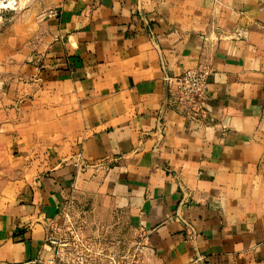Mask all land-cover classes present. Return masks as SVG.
I'll return each mask as SVG.
<instances>
[{
  "label": "crops",
  "instance_id": "crops-1",
  "mask_svg": "<svg viewBox=\"0 0 264 264\" xmlns=\"http://www.w3.org/2000/svg\"><path fill=\"white\" fill-rule=\"evenodd\" d=\"M2 38L34 91L1 126L54 151L0 215V264H48L83 199L156 264H264V0H33ZM198 66L192 117L169 81Z\"/></svg>",
  "mask_w": 264,
  "mask_h": 264
},
{
  "label": "rangeland",
  "instance_id": "rangeland-1",
  "mask_svg": "<svg viewBox=\"0 0 264 264\" xmlns=\"http://www.w3.org/2000/svg\"><path fill=\"white\" fill-rule=\"evenodd\" d=\"M7 2L11 5L0 8V111L16 105L19 108L34 91L31 77L24 78V71L16 69V54L7 49V41L2 38L6 30L15 26L22 12L30 9L33 0ZM1 122L0 116V215L8 210L24 174L31 171V159L54 151L28 147L29 139L24 140L29 137L28 133L11 127L7 130ZM103 209L99 204L97 207L95 201L85 199L72 205L71 212L68 210L70 222L56 224L68 240L59 261L62 264H156L153 253L143 242L146 235L131 228L125 218H117ZM78 238L82 243L77 242ZM50 250L52 259L55 251ZM81 256H89L91 260L78 263L76 259Z\"/></svg>",
  "mask_w": 264,
  "mask_h": 264
},
{
  "label": "built area",
  "instance_id": "built-area-1",
  "mask_svg": "<svg viewBox=\"0 0 264 264\" xmlns=\"http://www.w3.org/2000/svg\"><path fill=\"white\" fill-rule=\"evenodd\" d=\"M211 75V70L203 66H198L169 81L174 87L179 102L190 107V114L192 117L196 116L199 110L202 98L208 89ZM62 216L63 221L66 223L70 222V214L67 210L63 212ZM77 242L82 243L79 238ZM45 243L46 246L55 251V256L48 261V264H62L59 260L61 259L63 249L67 247L68 240L63 237L62 231L56 224L48 231ZM76 260L78 263L79 261H84L86 263L91 260V257L81 256Z\"/></svg>",
  "mask_w": 264,
  "mask_h": 264
},
{
  "label": "bare ground",
  "instance_id": "bare-ground-1",
  "mask_svg": "<svg viewBox=\"0 0 264 264\" xmlns=\"http://www.w3.org/2000/svg\"><path fill=\"white\" fill-rule=\"evenodd\" d=\"M8 5H11V2H7V0H0V8H5Z\"/></svg>",
  "mask_w": 264,
  "mask_h": 264
}]
</instances>
